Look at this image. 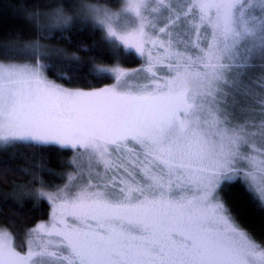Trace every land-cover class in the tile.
<instances>
[{
    "label": "snow or ice",
    "instance_id": "6c2138e0",
    "mask_svg": "<svg viewBox=\"0 0 264 264\" xmlns=\"http://www.w3.org/2000/svg\"><path fill=\"white\" fill-rule=\"evenodd\" d=\"M189 5L194 39L168 42L167 78L152 71V54L141 47L150 73L142 86L70 90L41 71L55 70L39 61L57 58V50L40 40L77 23L103 26L106 8L82 3L85 11L70 16L67 7L75 5L54 0L49 11L27 14L43 21L34 24L40 39L0 46V142L57 145L102 166L75 190L54 195L32 182L15 185L62 201L60 213L72 224L29 230L55 237L49 243L56 251L27 247L24 255L0 227V264H41L43 257L51 264H264V241L239 225L220 196L225 182L239 179L264 207V181L255 175L264 160L250 155L254 145L264 148V0ZM141 45L155 46L142 30ZM19 57L34 63L11 62ZM76 61L65 62L71 68ZM256 67L261 72L252 76ZM81 70L57 76L71 81ZM34 182L46 187L39 177Z\"/></svg>",
    "mask_w": 264,
    "mask_h": 264
},
{
    "label": "trees",
    "instance_id": "16d2710c",
    "mask_svg": "<svg viewBox=\"0 0 264 264\" xmlns=\"http://www.w3.org/2000/svg\"><path fill=\"white\" fill-rule=\"evenodd\" d=\"M122 0H64L75 7H67V14L75 16L80 5H101L111 10L119 8ZM54 0H0V46L23 45L40 39L34 24L42 20H28L30 11H49L46 5ZM99 7V6H98ZM42 44L57 51L52 53L55 59H41V64H53L55 70L43 68L46 76L54 83L66 89L93 90L114 83L111 69H137L143 60L137 54L125 50L106 35L104 29L94 20L84 24L77 23L68 30H54L50 38L40 40ZM67 53V56L61 55ZM77 57L78 61L69 67L65 61ZM8 62V61H5ZM12 63H34L23 57ZM81 67L78 78L71 81L59 79L57 72L72 75V69ZM93 68L108 69L107 73L93 74ZM259 72L252 71L256 76ZM74 153L62 150L55 145H37L32 143H12L0 145V226L8 228L15 239L17 249L22 250L26 234L39 221L46 220L50 214V204L39 198L34 192L26 195L29 189H15V185H27L32 182L34 188H41L34 182L39 177L46 188H57L64 181L73 160ZM45 188V187H44ZM26 190V191H24ZM220 196L239 225L258 242L264 241V207L246 190L239 179L225 182L221 186Z\"/></svg>",
    "mask_w": 264,
    "mask_h": 264
},
{
    "label": "rangeland",
    "instance_id": "374dc122",
    "mask_svg": "<svg viewBox=\"0 0 264 264\" xmlns=\"http://www.w3.org/2000/svg\"><path fill=\"white\" fill-rule=\"evenodd\" d=\"M98 6L99 8H105L101 5H97V7ZM189 8V0H122L119 8H117L116 10L106 8L109 13L108 16L100 18L104 22L103 26L96 20L94 21L104 29L109 39L122 46L125 50L137 54L140 51V48L143 47L146 52H151L152 63L155 65L152 71L156 72L158 77L167 78L168 72L164 65L167 64L168 61L165 60L164 57L166 55L168 42L171 41L173 44H175L176 41L187 43L190 39H194L190 31V25L194 21L192 20L190 14L187 16L185 15L189 12ZM78 11L83 13L85 9L80 7ZM178 16L180 17V19L176 20V17ZM174 20L175 24L173 23ZM141 30L143 31V33L152 38V40L155 42V46L141 45ZM161 45H164V47H161ZM138 56L143 60V65L140 68H112L110 71L114 76V83L93 90L111 88L117 85H119L120 87L132 85L142 86L145 83H149V57L148 55ZM41 71H43L45 77L49 81L53 82L46 76L43 69H41ZM252 71H256L257 74V72H261V69L259 67H256ZM160 82L162 83L163 81ZM8 144H12V142H0V145ZM253 147L258 149V151L252 152L250 153V155L255 156L257 160H264V155L259 154L264 152V148H261L259 144L254 145ZM74 159L75 164L70 163L71 168L70 170H68L67 176L63 178L64 181L61 185L57 186V188L55 189H51V187H43L40 188V190L53 195L58 189H63L65 188V186H68L69 189L75 190L77 186L82 184L87 179L90 173L102 171V166L97 165L95 161L87 154H82L78 158L74 156L73 160ZM241 166L245 167L246 171L251 170L248 167L246 161L241 162ZM255 175L257 182L264 181V172H261L257 169L255 170ZM30 192L31 190L27 192L26 195H32ZM45 200L50 204V214L48 219L39 221L29 230L35 229L40 225H50L53 222H57V228H60L62 225L59 223V221L61 220H66L69 225L72 224L68 220L70 218H68L66 215H61L60 213L58 205L62 203V201L54 202L48 199ZM0 227L8 230V232L12 236V246L17 252H20L21 255H24L26 253L27 247H31L36 251H39L42 247H46L48 251H56L55 247L49 243L50 240L54 241L56 239L55 237H50L45 233H33L32 235H29V230L26 234L25 239V241H27V246L24 241L23 249H17L15 245V239L11 231L6 227ZM41 264H51L50 258H41Z\"/></svg>",
    "mask_w": 264,
    "mask_h": 264
},
{
    "label": "flooded vegetation",
    "instance_id": "af4514ba",
    "mask_svg": "<svg viewBox=\"0 0 264 264\" xmlns=\"http://www.w3.org/2000/svg\"><path fill=\"white\" fill-rule=\"evenodd\" d=\"M71 223H72V220L71 219H68Z\"/></svg>",
    "mask_w": 264,
    "mask_h": 264
}]
</instances>
